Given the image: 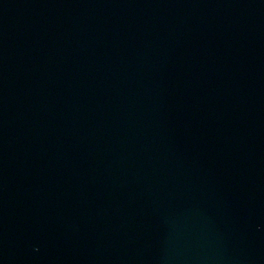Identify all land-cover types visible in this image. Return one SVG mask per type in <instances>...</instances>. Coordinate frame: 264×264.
<instances>
[{"label":"water","instance_id":"obj_1","mask_svg":"<svg viewBox=\"0 0 264 264\" xmlns=\"http://www.w3.org/2000/svg\"><path fill=\"white\" fill-rule=\"evenodd\" d=\"M0 264H264V0H0Z\"/></svg>","mask_w":264,"mask_h":264}]
</instances>
